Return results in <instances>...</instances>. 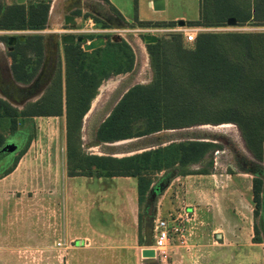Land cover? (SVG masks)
<instances>
[{
	"label": "rangeland",
	"instance_id": "obj_1",
	"mask_svg": "<svg viewBox=\"0 0 264 264\" xmlns=\"http://www.w3.org/2000/svg\"><path fill=\"white\" fill-rule=\"evenodd\" d=\"M14 1L6 0L7 3ZM25 1L28 3V0ZM115 2L120 6L122 13L131 15L133 18L137 19L138 11V15L146 17L142 22H151L148 19L152 15L164 23H174L178 19L176 17L181 15L188 20H195L201 5V0H163V9L152 13L147 0H115ZM51 8H53L52 14L50 13ZM95 9L111 16L106 4L96 0H49V14L45 29L47 32L53 31L52 28L56 29L57 26L54 23L60 22L64 14L76 17L75 24L62 27L66 29H81L88 18L93 20L97 28L115 26L94 13ZM128 25H125V27H129L128 31L120 34L121 36L118 32H113V35L78 34L87 40L103 37L105 44L108 40L126 42L134 57L131 70L102 81L98 88V97L92 99L90 103L91 108L94 102L92 111L89 113V108L82 118L81 137L84 151L89 154L121 157L159 145H166L172 141L187 139L211 141L219 144L220 147L208 156V159L212 160V166L201 164L190 166L194 170L207 168L209 172H213L211 177H205L203 174L202 176L180 175L183 182L177 184L175 178L178 176L175 173L170 171L150 173L148 176L152 178V184L144 199L140 203L138 201L137 206H133L132 203V205L127 204L126 207L121 208L122 226L120 232L123 233V239L110 244L138 245L133 243L135 228H137L140 239L144 236L152 243L153 234L149 228L150 220L154 221L159 215L169 221V224H173V219L180 215L174 224L180 226L181 232L172 233L166 251L159 253L156 260L150 264H264V204L262 201L264 197V162L256 160L246 149L235 124L199 123L179 129L163 130L140 138L103 143L94 140L93 136L97 126L111 111L118 101V97L130 86L147 83L151 80L152 74L146 45L140 34L130 30L136 25ZM210 28L208 31H264V26L250 24L243 26L225 24ZM47 32L43 33L44 56L46 54L49 64L41 72L39 79H46L45 81L49 82V79L53 77L50 85L59 71L64 80V59L63 42L60 41L58 35H51ZM31 33L34 32L20 34L27 36ZM74 36L78 37L76 34ZM35 60L33 56L29 69L32 66H37ZM8 94L3 95L10 99ZM40 94L44 93L40 91L32 98H21L17 108L21 109L28 100L37 101ZM15 120L16 128L13 132L11 119L2 115L0 109V134L5 137V143L11 142L15 145V150L10 153L11 161L6 163V167L4 164L0 165V178L3 176V171L11 166L15 156L21 153L29 140L25 151L29 152V156L24 160L25 166L22 167L20 179L17 178L9 184L5 181L0 182V264H54L51 262L53 259L50 253L40 254L36 247H33V233L36 228L37 231L39 230V227L35 225L36 214L41 215L42 222L39 224L43 237H46V234H49L50 222L44 218L49 215L51 210L54 212L61 210L67 182L74 183L75 188L77 187L76 191L79 192L86 188L84 187V182H86L89 184L88 191L99 188L98 193L107 192L108 196L113 197L115 196V184L118 181H110V178L102 177V180L98 182L95 176L89 178L83 175L73 177L68 175L64 108L63 114L60 116L23 118L18 115ZM214 174L218 177H214ZM220 174H223V177ZM254 177L262 180L259 207L253 200L252 180ZM215 178L216 186L212 185ZM200 180L206 185L203 194L201 193L199 196L193 192L197 190L193 181ZM132 182H136L135 178H132ZM256 211L258 214L255 213ZM224 212L227 213V216ZM55 217L58 221L57 225L53 224V229L61 227L60 217L58 218V215ZM55 217L53 216L51 220L55 221ZM137 217L136 226L134 220ZM255 227L258 229V233ZM46 230L48 231L46 232ZM216 233L222 234V239H217ZM8 246H13V249H9V251ZM57 259L60 260V257ZM141 260L144 264L146 259L141 257Z\"/></svg>",
	"mask_w": 264,
	"mask_h": 264
},
{
	"label": "trees",
	"instance_id": "obj_2",
	"mask_svg": "<svg viewBox=\"0 0 264 264\" xmlns=\"http://www.w3.org/2000/svg\"><path fill=\"white\" fill-rule=\"evenodd\" d=\"M26 3L0 0V29H45L49 0ZM112 10L122 19L117 10ZM228 18H235L237 25L264 26V0H201L199 18L186 21V25L224 26ZM150 23L175 25L176 22H139ZM43 38L42 34L31 33L25 43L17 45L11 67L16 81L29 82L35 76L37 66L28 67L33 56L38 58L37 63L43 56ZM62 50L64 80L59 71L37 101L18 109L0 97L2 115L11 119L13 132L18 115L60 116L64 108L68 175L134 177L139 203L152 184L150 173L170 171L177 176L209 173L207 168L194 170L190 166H212L208 156L220 145L200 139L172 141L121 157L86 153L82 146V118L102 81L129 72L134 57L123 41L108 40L91 51H84L78 42L64 43ZM146 51L151 80L130 86L118 97L97 126L94 140L114 142L199 123H233L246 149L256 160L264 162V31L199 32L190 46L183 42L181 34L173 33L146 44ZM5 140L0 134V148ZM28 143L29 140L11 166L3 171V176L14 169ZM261 189L262 180L254 177L252 192L257 207ZM255 230L258 233L257 227Z\"/></svg>",
	"mask_w": 264,
	"mask_h": 264
},
{
	"label": "crops",
	"instance_id": "obj_3",
	"mask_svg": "<svg viewBox=\"0 0 264 264\" xmlns=\"http://www.w3.org/2000/svg\"><path fill=\"white\" fill-rule=\"evenodd\" d=\"M98 1H100V3L106 4V7L111 12V17L109 16L107 21L115 26L137 24L139 22H142L143 18H146L142 15H138V11L137 19L131 17V15L122 13L120 11V6L115 2V0H108L107 2H105L104 0ZM152 1L153 0H147V4L151 12L154 13L160 11L153 9ZM113 8L117 10V12H119L122 19H120L113 12ZM199 14L200 11L198 13V17L195 20L199 18ZM176 18L178 19H176V21L174 22L182 20L186 24V21H194L186 19L183 15ZM157 19V17H153L151 15L148 20H151V22H160ZM121 20L126 23L122 24ZM92 105H94V103ZM0 155V165L4 164V166L6 167V163L8 164V162L11 161L12 155L10 153H0ZM28 156L29 152L27 151L18 160L14 169L7 175H4L2 176V178H0V182L5 181L9 184L17 178L20 179L22 167L25 166L24 160H26ZM215 174L214 177L217 178L218 175ZM192 175L202 176V174H191L188 176ZM203 175L205 177H211V175H213V172H209ZM221 175L223 177V174H220V176ZM105 178H110V181H118V183L115 184V196L113 197L108 196L107 192L98 193L99 188L97 190L88 191L87 187L89 184L86 182H84V187L86 188H84L82 192L76 191L77 187L75 188L74 183L67 182L66 193L61 202V210H57L56 212L51 210L49 212V215L45 216L44 218L49 220L50 222V226L48 229L49 231L46 230V232L48 231L49 233L46 234L48 236V239L47 236L43 237L42 230L40 228L41 225L39 223L42 222L41 215L39 213L36 214L37 217L35 219V225L36 227H39L38 231L40 232H38L36 228L33 233V247H36V250L39 251L40 254L50 253L53 259L51 261L52 263L64 264L65 261V264H138L139 262L142 264L140 250L141 248H144V246L149 245L151 243V240L145 239L144 236H142V242H140L137 228H135V233L133 235V243H136L138 245L134 246V244H110L111 242L121 240V238L123 239V233L120 232V227L122 226V220L120 219L121 208L126 207L127 204L132 205L133 203V206H137L138 204L137 180L135 178L136 182H132V178L134 177L122 176ZM181 178L182 176H178L175 178L177 184L183 182V179ZM216 178L214 179V183H212V185H217V183H215ZM97 179L99 182L102 180V177H97ZM193 182L196 184L197 189L193 192L196 195H199L201 193L203 194L204 186L206 184L202 180ZM116 213L118 214L116 215ZM224 213L227 216V213ZM55 215H58V218L60 217L59 220L61 227H58L57 229H53V224L57 225L58 221ZM53 216L56 218L55 221L51 220ZM156 217L160 216L158 215ZM134 223L137 226L138 217L136 220H134ZM216 238L222 239V234L216 233ZM59 241L64 243L60 247L56 246V243ZM16 246L19 247V245ZM7 249H13V246H8ZM59 257L60 260L57 259Z\"/></svg>",
	"mask_w": 264,
	"mask_h": 264
},
{
	"label": "flooded vegetation",
	"instance_id": "obj_4",
	"mask_svg": "<svg viewBox=\"0 0 264 264\" xmlns=\"http://www.w3.org/2000/svg\"><path fill=\"white\" fill-rule=\"evenodd\" d=\"M96 1L100 3V1H98V0H96ZM97 10L96 9L93 10L94 13H96L100 18L106 19V21H107L109 15L107 16V14L105 12L97 11ZM52 12H53V8L50 9L51 14H52ZM67 16H71V20L69 18L70 24L66 23V17ZM75 22H76V17L74 15L72 16V15L64 14V16L60 22L54 23L57 26L56 29L52 28L53 31L51 30L50 32H47V30L41 32V30H40L38 32L36 31V33L44 35L43 33L47 32L51 35H53V34L58 35L60 41L63 42L62 37H63V35H66V34H62L60 36V34H58V32L56 30H59V28H62V27L68 26V25H73V24H75ZM52 27H53V25H52ZM9 31H15V30L0 29V88H1V92L3 94L7 95L8 92H10V94H8V95H9V98L11 100L10 99H8L9 101L7 99H4V100L8 101L13 107L17 108V105H19L21 98H23V97L26 99L32 98V97H34V95L36 93H38L40 91L42 93H44V91L48 88V85H49V83L53 77L49 79V82L45 81L46 79L45 80L39 79L41 76V72L49 64L48 60H46V54H45V56L43 54L41 59H39L38 63H37L38 58L34 56L36 59L35 62L37 63V71L35 73V76L29 82H19V81L15 80V78L13 77L12 71H11V67L13 64L12 53L15 51L18 44H23L26 42V36H25V39H23V38H21V36L24 34H17L15 32L10 33ZM33 32L35 33V31H33ZM11 37L15 38L13 41L11 40L12 43L10 42ZM64 43L65 42H63V44ZM71 43H76V41L71 42ZM41 96H42V94H40V97ZM96 96H97V94H96ZM96 96L94 98H96ZM39 98H37V99H39ZM28 102H31V100H28L27 102H25L23 104L22 108ZM152 227H153V224H152Z\"/></svg>",
	"mask_w": 264,
	"mask_h": 264
},
{
	"label": "built area",
	"instance_id": "obj_5",
	"mask_svg": "<svg viewBox=\"0 0 264 264\" xmlns=\"http://www.w3.org/2000/svg\"><path fill=\"white\" fill-rule=\"evenodd\" d=\"M136 26L134 28H130L132 32H136L142 36L144 35H155L158 38L161 36H168L173 33H179L182 35L183 42L185 44H192L196 36L199 32L202 31H208L211 28L207 27H201V26H187L186 24L181 26L175 23V25H160L155 23L150 24H135ZM130 26V25H128ZM134 26V25H131ZM129 27H125V25L122 26H113L111 27H95V23L91 18L86 19V23L81 29H66V28H60L59 30H56L60 36L62 34H71V35H78L80 33L93 35V34H107V35H113V32H118L120 34H124L128 31ZM47 29H43L41 31H45ZM40 31V30H39ZM10 33L15 32L17 34L20 33H27L32 32V30H15V31H9ZM121 36V35H120ZM90 40H87V43H89ZM144 43V42H143ZM180 217L178 215L176 218L173 219V224H169V221L161 218L156 217L153 221V227H152V233H153V242L149 245H146L144 247L153 248L155 251V256L161 252H165L167 249L168 244H170V239L172 233H176L178 231L181 232V228L179 225L174 224V222ZM64 243L61 241L56 243V246L60 247Z\"/></svg>",
	"mask_w": 264,
	"mask_h": 264
},
{
	"label": "water",
	"instance_id": "obj_6",
	"mask_svg": "<svg viewBox=\"0 0 264 264\" xmlns=\"http://www.w3.org/2000/svg\"><path fill=\"white\" fill-rule=\"evenodd\" d=\"M16 2L18 4H22V3L25 2V0H16ZM152 7H153L154 10H161V9H163V0H153L152 1ZM69 18L71 20V16H67L66 17V23L67 24H70L69 23ZM226 23H227V25L233 26V25H236L237 24V21L235 20V18H228ZM177 24L183 26V25H185V22L182 21V20H180V21H177ZM21 38L25 39V36L22 35ZM14 39L15 38L11 37L10 38V42L12 43V41ZM157 40H158V37L155 36V35H144L143 36V42H144L145 45L146 44L155 43V42H157ZM62 41L65 42V43H71V42L76 41V42L82 44V48H83L84 51H91V50H94L96 48L102 47L105 44V39L103 37H98V38L92 39V40H90L89 43H87V39L85 37H83V36L75 37L74 35H71V34L63 35ZM0 97L3 98V99H7L8 100V98H6L2 94L1 91H0ZM92 107L93 106L91 105V108L88 111L89 113L92 111ZM14 150H15V145L12 144L11 142L4 143V145L0 148V152L1 153H11ZM262 201H263V204H264V197H263ZM152 224H153V221L150 220V226H149V228L151 229V232H152ZM140 255H141V257H143V258L146 259L143 262L144 264H148V263L150 264V263H152L153 261L156 260L155 251H154L153 248H149V247L141 248Z\"/></svg>",
	"mask_w": 264,
	"mask_h": 264
},
{
	"label": "bare ground",
	"instance_id": "obj_7",
	"mask_svg": "<svg viewBox=\"0 0 264 264\" xmlns=\"http://www.w3.org/2000/svg\"><path fill=\"white\" fill-rule=\"evenodd\" d=\"M145 259V258H144Z\"/></svg>",
	"mask_w": 264,
	"mask_h": 264
}]
</instances>
